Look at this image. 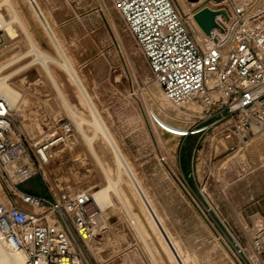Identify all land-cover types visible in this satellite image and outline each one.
Here are the masks:
<instances>
[{"label": "rangeland", "instance_id": "1", "mask_svg": "<svg viewBox=\"0 0 264 264\" xmlns=\"http://www.w3.org/2000/svg\"><path fill=\"white\" fill-rule=\"evenodd\" d=\"M10 1L15 11L9 2L0 0L5 21L0 25V68L5 67L0 75L12 74L7 82L18 89L10 85L20 94L18 108L23 116L36 118L44 135L54 138V131L64 135L63 141L50 147L49 162L42 164L21 116L15 115L10 132L16 138L19 127L27 136L22 139L24 151L18 164H29L36 171L20 188L50 196L49 186L91 192L106 187L104 169L82 135L84 127L104 166L119 180L124 202L145 236L144 240L111 191L115 204L103 212L109 228L98 236L104 244L93 248L98 260L85 245L89 260L94 264H179L172 259L162 230L137 196L128 174L123 171L119 179L115 155L103 134L89 123L93 114L76 83L61 66L48 61L53 81L72 104L67 100L69 112L72 108L85 119L79 125L74 117L78 129L64 132L68 115L42 63L35 61L31 40L63 62L59 48L28 0ZM37 4L153 200L163 225L178 242L188 260L185 263L264 264V131L243 136L235 120L238 114L231 121L224 110L228 116L220 119V110L204 100L166 97L113 0H37ZM177 5L181 8L178 1ZM15 12L20 19H15ZM163 122L181 126L190 135L171 136ZM30 130L38 131L32 124ZM182 148L193 152L190 175L181 166ZM10 174L12 180L0 169V197L5 192L14 200L13 182L18 178Z\"/></svg>", "mask_w": 264, "mask_h": 264}, {"label": "built area", "instance_id": "2", "mask_svg": "<svg viewBox=\"0 0 264 264\" xmlns=\"http://www.w3.org/2000/svg\"><path fill=\"white\" fill-rule=\"evenodd\" d=\"M177 1L116 0L117 9L153 76L172 99L204 100L208 106L215 105L220 110V119L231 115L232 121L233 115L238 114L235 120L238 129L244 131L243 136L251 133L253 127L264 129V55L255 47V28L247 25L246 11L233 10V18L227 11H217L229 20L220 24L216 15L219 30L217 33L211 30L213 45L205 48L191 25L189 14ZM259 2L252 0L249 8L253 9L254 3ZM210 74L215 78L213 87L208 83ZM214 89L218 98L212 99L210 94ZM2 103L6 104L0 98ZM224 110L228 115L223 114ZM15 123L12 112L0 114V169L11 180L5 156L16 149L23 152L22 139L28 136L18 127L14 138L10 131ZM69 125L68 118L63 124L64 132L70 131ZM46 135L37 144L28 136L40 163L45 165L49 160L42 159L39 150H48L64 140V135L57 131L51 134L54 138ZM20 168L26 175L20 179L15 173L18 181L12 182L17 189L13 191L16 199H11L10 206L0 199V236L14 241L26 252V264H94L89 260L87 242L81 232V229L88 230L90 222L86 199L71 190H54L51 186L50 196L21 190L19 185L33 178L36 171L29 164ZM25 206L42 211L37 213Z\"/></svg>", "mask_w": 264, "mask_h": 264}, {"label": "bare ground", "instance_id": "3", "mask_svg": "<svg viewBox=\"0 0 264 264\" xmlns=\"http://www.w3.org/2000/svg\"><path fill=\"white\" fill-rule=\"evenodd\" d=\"M6 1L9 2V4L12 6V8L14 10V6L12 5L11 1L10 0H6ZM28 1L31 3V7L34 9L37 16H39L41 18V20L43 21V24L45 26L47 34L52 38L54 43L58 46V48H59L58 51H60L59 53H61L60 56H62V58H63V62L58 61L54 57L48 55L46 52L40 50L37 47V45L35 44V42H33L31 40V42H32L31 52L36 54L37 57H36L35 61L42 63L46 73L48 74V76L50 78V82H51L52 86L54 87V89H56L57 95H58V97L62 103V106L68 115V118L70 121V125H69L70 130L73 129L74 131H76L78 129L76 126V122L74 120V117H75V119L79 125H81L85 121V119L82 116H80L78 113H76L72 108H70V112H69V104L67 103L68 98L65 95V93H63L62 87L58 83L53 81L54 76L52 75L51 69L47 64L48 61H51L52 63H55V64L61 66L67 72V74L74 80V82L76 83L77 87L79 88L80 92L82 93L83 97L85 98L87 104L89 105V107L92 111L93 121L89 122V123H91L95 128H97V130H99L103 134V136L105 137L106 141L108 142L113 154L115 155L116 166L118 168V170L117 169L116 170L118 171L117 174H118L119 179L122 177L123 171H125L128 174L132 184L135 187L137 196L142 201L143 205L145 206L146 210L148 211V213L150 214L152 219L156 222L158 227L162 230L164 238L167 241V244H168V246L172 252V255H171L172 259L177 260V262L179 264H186L185 262L188 260H186L184 255L181 253V251H180L181 249L180 250L178 249L179 246L177 247V245H176L178 242L175 243L173 241V239H172L173 236H171V233L163 225L161 218L159 217L157 211L154 208L155 205L153 206V204L151 202L152 199L150 200L151 197L149 198L150 195L149 196L147 195V193H148V192L146 193L147 190L145 191V188L142 186V183L140 182L138 176L134 172L135 170H133V168L130 165V162L127 159V157L123 154L120 146L117 144L114 136L112 135V133L108 130L107 126L105 125V123H104V121L100 115V112L97 109L95 102L93 101V99L90 96V93H89L87 87L84 85V83H83L82 79L80 78L77 70L74 68L72 63L69 61L63 47H61V45L59 44L58 38L54 32L53 26L46 19L44 11L40 8V6H38L39 4H37V0H28ZM113 2H114V9H117L116 0H113ZM178 2L181 5V8L183 9V11L186 12L187 14H189V20L191 22V25H192L193 29L195 30V32L197 33V35L199 36V38H200V40H201V42L205 48L212 47V45H213L212 37H211L210 33L207 34L202 29V27L199 25V23L195 19L196 11L203 9L204 7H209L211 9H213L214 11H227L228 15H230V17H232V18L235 15L233 13V10L239 9L240 11H246V13H247V25L255 28V31H254L255 47L259 53L264 55V0H260L259 3H254L255 7L253 9L249 8L252 0H196V1L195 0H178ZM197 5H200V7L197 10H194V7ZM217 13H218L217 14L218 15L217 16L218 23L223 24L226 20L227 21L229 20V17L227 18L221 12H217ZM15 19H20L18 16V13H16V12H15ZM2 23H5V21H3L2 14H0V25ZM8 23L5 24V28H6V25H9ZM21 23H22V21H21ZM0 30H2V29L0 28ZM6 30H9V29H6ZM218 30H219V27L215 26L212 29V33H217ZM2 68H0V70ZM17 72H18V70H17ZM11 75L12 74H9V75H6L4 77H1V75H0V98L4 99L6 102V104L2 103V105H0V114L3 115V114H6L8 112L9 113L12 112L14 115L21 116V118L23 120L24 128H25L28 136L34 140V144H37V143L41 142V139L44 135L43 134L44 129H43L41 123L36 118L32 117L30 114H27V116H23V114L19 111L18 105L20 104V100H21L20 94L16 90H14L15 87L9 82V79H8V82L10 84L7 82V78H9V76H11ZM158 83L161 85V83L159 81H158ZM208 83H209L210 87H213L215 84V78L212 74L209 75ZM10 85H12L14 88H12ZM161 87H162V85H161ZM15 89H17V88H15ZM162 89H163L166 97H168L169 99L180 100V99H172L171 97H169L167 95V93L165 92L163 87H162ZM210 95H211L212 99L218 98V92L215 89L211 92ZM183 99H185V98H183ZM197 101L199 102L198 99H197ZM69 103H70V101H69ZM203 107L205 110V106H203ZM163 123L165 124L164 128L166 129V131L171 136L180 137V136H184V135H187L190 133V131L186 130L185 128H183L181 126H174L173 124H168L165 122H163ZM31 124L34 126H37L38 131L36 133L30 132L31 131L30 130ZM83 128L84 127L81 128L82 135L86 139L91 153L96 157V159L98 160V163L101 164L102 168L104 169L105 178H106L108 184L106 187H103V188H101L95 192H91L90 189H82V190H76V191L71 190V192L75 193V194H80L86 199L85 208H86L87 213L89 214L90 222L88 223V230L81 229V232L84 235V238L87 242L88 248L93 253V256L98 260L97 254L95 253L93 248H95L96 246L101 247L104 244V242H103L104 239L98 238V236L101 235L104 228H109V222H108L107 218L104 217L103 212L105 211V209H107L108 207H111L112 205L114 206V204H115L113 199H112V196L109 195V193H111V191H113L117 195V197L121 201L122 205L126 208L128 214H129V217L131 218L134 225L136 226L140 236L143 239L145 236L143 235L141 228L136 223L131 211L129 210V208H128L129 206L127 207L126 202H124L125 198L123 199V196H125V195H122L123 192L121 193L119 188H118V187H120V186H118L120 183L119 180H115L112 177V173H110L107 170L108 167L106 168L104 166V163H103L104 160L101 159L98 152L96 151L95 146L93 144V138L91 136H89ZM193 131H198V130H193ZM240 131H242L244 133V131L242 129H240ZM255 131H264V129H258L256 127H253L252 133ZM261 137H264V135ZM58 141H59V139L53 141L52 143L54 144V143H57ZM48 150H46V149H40L39 150L40 156L42 159L50 160V155H49L50 153ZM21 153H22L21 149H16V150L12 151L10 154H7L5 156V159L9 162L7 167H6L7 170L10 173H14V174L18 173L20 179H22L26 175L21 170V168H20L21 165L18 164L19 159H21ZM111 171H113V170H111ZM128 190H130V189H128ZM0 199L2 201H4L8 206L11 205V198L7 195V193L3 192ZM98 255H101V253L98 252ZM26 259H27L26 252L23 249H20L19 247H17L14 241L9 242V241L5 240L2 236H0V264H26Z\"/></svg>", "mask_w": 264, "mask_h": 264}, {"label": "water", "instance_id": "4", "mask_svg": "<svg viewBox=\"0 0 264 264\" xmlns=\"http://www.w3.org/2000/svg\"><path fill=\"white\" fill-rule=\"evenodd\" d=\"M196 1V0H195ZM222 13H225V11H222ZM217 11H214L213 9L209 7H204L203 9L199 10L195 14V19L199 23V25L202 27V29L209 34L213 27L217 25L216 23V15Z\"/></svg>", "mask_w": 264, "mask_h": 264}, {"label": "crops", "instance_id": "5", "mask_svg": "<svg viewBox=\"0 0 264 264\" xmlns=\"http://www.w3.org/2000/svg\"><path fill=\"white\" fill-rule=\"evenodd\" d=\"M187 136H188V134H187ZM192 154H193V152H188L186 150H183V148H182L180 162H181V166H182L183 171L184 172H187L188 175L191 174V171L190 170H191V167H192V158H193V155ZM20 185H19V188H20ZM28 192H32V193L41 195V193L40 192H37V191H28Z\"/></svg>", "mask_w": 264, "mask_h": 264}, {"label": "trees", "instance_id": "6", "mask_svg": "<svg viewBox=\"0 0 264 264\" xmlns=\"http://www.w3.org/2000/svg\"><path fill=\"white\" fill-rule=\"evenodd\" d=\"M188 135H190V133Z\"/></svg>", "mask_w": 264, "mask_h": 264}]
</instances>
